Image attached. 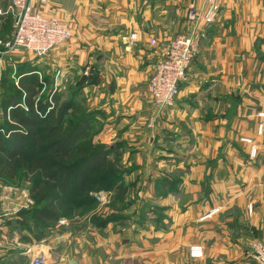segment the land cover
<instances>
[{
	"label": "crops",
	"instance_id": "0c3cea01",
	"mask_svg": "<svg viewBox=\"0 0 264 264\" xmlns=\"http://www.w3.org/2000/svg\"><path fill=\"white\" fill-rule=\"evenodd\" d=\"M8 3L0 0L3 40L14 33L1 32L8 25L10 31L14 19ZM35 4L47 15L72 20L73 37L41 57L18 48L9 56L12 63L27 65L28 75L43 67L44 89L49 85L60 97L68 92L92 112L94 141L111 148L122 143V165L130 169L121 191L103 194L108 206L117 201L103 209L111 221L89 228L91 242L86 232L75 233L83 251L59 255L54 263L257 264L250 248L264 240V130L258 134L259 122L264 126V0H217V16L204 28L175 105L163 113L148 92L155 66L174 38L191 32L188 8L205 10L207 0ZM132 32L139 42L131 47ZM89 67L92 76L85 75ZM244 137L258 144L256 157ZM9 226L0 221V264H29L31 252L44 243L15 235L5 240ZM193 244L204 246L202 259L189 256Z\"/></svg>",
	"mask_w": 264,
	"mask_h": 264
},
{
	"label": "trees",
	"instance_id": "16d2710c",
	"mask_svg": "<svg viewBox=\"0 0 264 264\" xmlns=\"http://www.w3.org/2000/svg\"><path fill=\"white\" fill-rule=\"evenodd\" d=\"M27 72L28 67L24 73L19 72L26 75L20 79L21 90L11 91V81L3 79L2 85L9 91L1 92L0 106H10L9 120L13 124L8 123L6 115L0 116V171L18 166L37 174L33 193L38 196L43 188L47 189L41 201H67L66 195L51 193L61 184L70 198L92 194L80 201L81 206H94L99 195L121 191L124 177L130 171L122 165L123 152L118 151L123 144L111 148L96 143L95 117L88 110L75 114L79 107L75 101L60 104V96H51L52 92L47 103L37 100L44 83L39 82L37 89L23 85L38 78L28 77ZM75 150L79 152L75 161L59 163V159L68 158ZM39 215L53 219L49 212L42 211ZM111 219L109 216L100 226Z\"/></svg>",
	"mask_w": 264,
	"mask_h": 264
},
{
	"label": "rangeland",
	"instance_id": "374dc122",
	"mask_svg": "<svg viewBox=\"0 0 264 264\" xmlns=\"http://www.w3.org/2000/svg\"><path fill=\"white\" fill-rule=\"evenodd\" d=\"M8 4L10 5V3H8ZM190 8H191V6L188 8V10L186 12V19L190 23L189 25L191 26V32H192L193 23L188 19V12H189ZM195 8L198 9L197 7H195ZM198 10H200V9H198ZM71 21L72 20H70V22H69L70 25H71ZM13 24H14V19L13 20L11 19L10 31H9V25H8L4 29L2 27L3 30L1 29V32L2 33L7 32L8 34L10 33L9 35H11L12 34L11 32L14 31ZM205 26H207V25H205ZM205 26H203L201 28L203 33H204ZM191 32L188 34H181V35L177 36L176 38H174L170 42L165 55L158 62H160L162 59L166 58L167 52L169 51L171 44L177 38L182 37V36H188L191 34ZM133 33H137V32H132L131 34H133ZM3 34H5V33H3ZM131 34L127 38H128L129 46L132 47L137 42H139V35L137 33V35H138L137 40L135 41L134 44H130L129 40H130ZM13 36H14V33H13ZM13 36L8 40L7 39L6 40L0 39V41L2 42V44H0V61H3V63L0 62V64L2 63L1 64L2 67L0 65V99H1V92L2 91H4V90L9 91L8 88H6L2 85L3 78H6L9 81H11V84H12V87L10 89L11 91H14L15 89L21 90L22 85L20 83V79L26 75L23 74L22 76H18L17 73H19V72H21V74L24 73L26 71V67H28L27 65H24V64H22L20 66H18L17 64L15 65L14 63H12V60L9 57L12 54L11 53L5 54L7 51V48L4 46V43L12 40ZM204 36H205V34H204ZM4 38H5V36H4ZM150 44L152 46L157 45L156 39H151ZM200 47H201V44H200ZM200 47H199V51H200ZM38 57H41V56H38ZM158 62H157V64H158ZM192 63L190 64V66L192 65ZM157 64H156V66H157ZM156 66H155L154 73L150 79V82L152 81L153 77H155V75L157 73L156 72ZM87 69H89L90 71H89L88 75L85 72V75L92 76L94 69L92 67H89ZM38 71H40V74L37 73L36 75H34V74L28 75V77L38 76L37 80L32 81L29 79V81L24 82L23 85L30 86L32 89H37V87L39 86V82H41L42 80L45 79L44 68L41 67L40 70H38ZM186 78H187V73H186ZM150 82H149V84H150ZM181 85H182V82L179 83V93H178V95L174 101V105H175V102H176V100L180 94ZM148 92H149V97H150L151 103L153 105L154 101H153V97H152V94H151L150 89H149V85H148ZM49 93H50V86L49 85L46 86L45 89L43 86V88L39 92L37 100L40 98L39 101L41 100V102L47 103L48 100L50 98H52L51 96H53L54 94H58V91H55L51 96ZM63 93H64V96L60 97V104L74 101L70 97L68 92H63ZM80 99L86 100V97L83 96V98L80 97ZM75 104H77V103H75ZM174 105L169 107V108H165V107L164 108H157L154 105L153 106L155 108H157L160 113H163L167 110L172 109L174 107ZM79 107H81V109ZM79 107H77V109L74 111L75 114L81 115V114H83L84 110L85 111L87 110L86 108H84V106H82L80 104H79ZM9 114H10V106L9 105L5 106V107L0 106V116L6 115L8 123L13 124L9 120V117H10ZM261 117H264V115ZM156 119H157L156 116L151 117L149 120V123H148V127H154ZM261 124H262V122L260 121L258 124V134H262V132L264 130V126H263V129H260ZM248 139L252 140V138L244 137L241 139V141L248 145L249 155L252 158H254L256 156H252L253 155L251 152L252 151V143H248L247 142ZM252 142L258 148V151H259L258 144L254 140H252ZM43 144H45V143H43ZM78 157H79V152L77 150H75L74 152L71 153V155L68 158L63 159L62 161H61V159H59L58 161H59V163L62 162L64 164H69V163L75 161ZM26 166H28V165H26ZM37 178H38V175L35 173L29 172L27 167L21 168V167L16 166L14 168L7 169L4 172L0 171V221H5V222H7L8 225H11L12 227L15 226L19 229V231H16L15 233H13L12 227L9 226L7 233H5V235H6L5 240L10 241L11 238H13L15 235L16 237L18 236V238H20V239H30V240L34 239L36 241V244L44 243L43 245H45V246H42L40 249H43V251L45 250L44 251L45 253L41 252L40 249L37 247L31 252V254L34 255V257H36L38 255V253H43L47 258L48 264H55L53 259H55L59 255H68V256L72 255V256H74L77 254V252L81 253L83 251V249L79 247L76 239L74 238L75 233H77L78 231L86 232L85 234H87L88 240H89V242H91V235L92 234L90 233L89 228L92 227L93 225H101L102 223L106 222L110 216L107 213H105L103 210L106 206H108V204H107L108 199L105 196V202H101V201L99 202L97 200V203L94 206L93 205L92 206L91 205L90 206H84V205L81 206V205H79L80 201L82 202L83 199H85V198L87 199L88 197L90 198L92 196V194L89 193V194H86L85 196H78V197L70 198L66 194V191L63 188L64 187L63 184H61L51 193L52 194L55 193L57 196H60V195L65 196L66 195L65 198H67V201H65V202H59V201H53V200H47V201L42 200L41 201V199H42L43 195L46 193L47 189L43 188L40 192H38V196L33 193L32 189L35 186L34 184H35V180ZM73 182L74 181H72L71 183H73ZM101 195H103V194H101ZM101 195H99V196H101ZM111 203H113V206H114V205H116L117 201L113 200V202L111 201ZM111 203L109 204V206L111 205ZM124 203H126V202L122 201L118 205L122 206ZM109 206H108V208H109ZM251 207H252V211L250 210ZM100 208H102V209H100ZM214 210H217L216 212H218L219 208H216ZM42 211L51 213L53 216V219L40 218L41 215H39V214ZM248 213H249V215H252V213H253V205L252 204H249V206H248ZM209 215H211V213ZM21 229L27 230L28 233H26L25 235L22 236ZM88 229H89V231H87ZM260 241H264V240L258 239L251 244L250 255H251V250H252L253 245L256 243H259ZM56 242H57V244H56ZM53 244H55L56 249L51 246ZM193 245H201V244H193ZM193 245H191L190 247H192ZM201 246H203V245H201ZM47 247H50V248H47ZM88 249H89L88 251L91 252V250H90L91 248L89 247ZM189 250H190V248H189ZM204 255H205V248H204ZM204 255H203V257H204ZM189 256H190V252H189ZM202 258H200V259H202ZM192 259H195V258H192ZM31 263H32V261L29 264H31ZM19 264H25V263L23 262V263H19Z\"/></svg>",
	"mask_w": 264,
	"mask_h": 264
},
{
	"label": "built area",
	"instance_id": "2783aa9c",
	"mask_svg": "<svg viewBox=\"0 0 264 264\" xmlns=\"http://www.w3.org/2000/svg\"><path fill=\"white\" fill-rule=\"evenodd\" d=\"M8 1L9 12L14 17V36L12 40L4 43L7 48L5 54H12L18 48H24L36 56H45L72 39L70 23L57 16L45 14L36 6L35 0ZM46 2L47 0H39V5ZM216 16L217 0H207L205 10H198L191 6L188 12V19L193 23L191 34L179 37L171 44L166 58L158 62L157 73L155 72L156 75L149 84L155 107L169 108L174 105L179 93V83L186 79L187 70L199 53V47L204 38L201 28L213 23ZM137 37V33L131 34L130 44H134ZM0 44H2L1 41ZM89 71L87 69V75ZM260 129H263V124L260 125ZM247 142L252 143L251 152L255 155L257 147L252 140L248 139ZM97 200L105 202V195L98 196ZM250 210L252 211V207ZM216 211L213 210L211 215ZM189 252L192 258L200 259L204 255V247L193 245ZM251 256L257 264H264V241L253 245ZM31 264H48V261L43 253H38Z\"/></svg>",
	"mask_w": 264,
	"mask_h": 264
},
{
	"label": "water",
	"instance_id": "95a60500",
	"mask_svg": "<svg viewBox=\"0 0 264 264\" xmlns=\"http://www.w3.org/2000/svg\"><path fill=\"white\" fill-rule=\"evenodd\" d=\"M69 264H78V262H77V260H75V259H71V260L69 261Z\"/></svg>",
	"mask_w": 264,
	"mask_h": 264
}]
</instances>
